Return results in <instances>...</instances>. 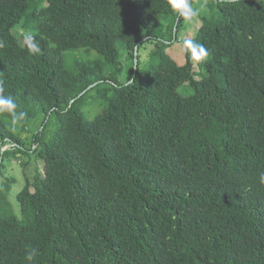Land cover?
Listing matches in <instances>:
<instances>
[{
  "label": "trees",
  "instance_id": "16d2710c",
  "mask_svg": "<svg viewBox=\"0 0 264 264\" xmlns=\"http://www.w3.org/2000/svg\"><path fill=\"white\" fill-rule=\"evenodd\" d=\"M192 3L0 0V264H264V1Z\"/></svg>",
  "mask_w": 264,
  "mask_h": 264
},
{
  "label": "clouds",
  "instance_id": "9594fccd",
  "mask_svg": "<svg viewBox=\"0 0 264 264\" xmlns=\"http://www.w3.org/2000/svg\"><path fill=\"white\" fill-rule=\"evenodd\" d=\"M169 10L175 15L177 20L182 19L185 24H189L194 18L201 14L203 5L195 7L192 0H167ZM24 44L27 51L31 54H37L41 51L39 41L31 31H21ZM181 51L186 54L190 61L199 64L207 59L209 56L208 50L205 46L196 41L195 39L187 38L181 42ZM4 47V42L0 41V48ZM134 79L128 80L127 83L131 84ZM3 93L2 82H0V113H8L11 117V124L16 126L22 122L27 113L24 111H17V103L11 96H5ZM260 183L264 184V173L260 174ZM35 249L27 256V259L31 261L35 255Z\"/></svg>",
  "mask_w": 264,
  "mask_h": 264
},
{
  "label": "rangeland",
  "instance_id": "374dc122",
  "mask_svg": "<svg viewBox=\"0 0 264 264\" xmlns=\"http://www.w3.org/2000/svg\"><path fill=\"white\" fill-rule=\"evenodd\" d=\"M261 1H264V0H261ZM187 25L188 24L185 25V29H187ZM21 31L23 30L20 29L19 34ZM20 39H22L21 36H20ZM169 54L171 55V51H169ZM172 57L174 58V56ZM175 59L179 60L176 57ZM180 91L182 92V88L180 89ZM26 132L27 131L21 134H22V139L27 143L30 140L31 135L35 132V129L30 127L28 133ZM7 150H12L9 144L5 145L3 148H0V155H3L4 152ZM2 163L4 164V167L0 170V183L3 182L5 178L12 177L15 179V183L12 185V190L9 195V200L11 201L14 211L16 212L17 211L16 199H15L16 193L19 192L23 188L25 184V179L32 181L33 176L35 175V173H37L36 165L32 161L31 163L27 164L26 167L23 169L21 167V164H19V161L16 160V158H9L5 161L3 160ZM16 215H19V212H16Z\"/></svg>",
  "mask_w": 264,
  "mask_h": 264
},
{
  "label": "water",
  "instance_id": "95a60500",
  "mask_svg": "<svg viewBox=\"0 0 264 264\" xmlns=\"http://www.w3.org/2000/svg\"><path fill=\"white\" fill-rule=\"evenodd\" d=\"M136 55V54H135ZM135 64H137V61L135 60Z\"/></svg>",
  "mask_w": 264,
  "mask_h": 264
}]
</instances>
